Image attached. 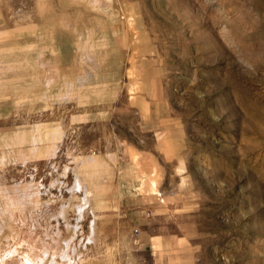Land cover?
<instances>
[{
  "label": "rangeland",
  "instance_id": "1",
  "mask_svg": "<svg viewBox=\"0 0 264 264\" xmlns=\"http://www.w3.org/2000/svg\"><path fill=\"white\" fill-rule=\"evenodd\" d=\"M0 264H264V0H0Z\"/></svg>",
  "mask_w": 264,
  "mask_h": 264
},
{
  "label": "crops",
  "instance_id": "2",
  "mask_svg": "<svg viewBox=\"0 0 264 264\" xmlns=\"http://www.w3.org/2000/svg\"><path fill=\"white\" fill-rule=\"evenodd\" d=\"M54 2V0H49ZM69 34L62 40V44H68L70 47L75 44V39L93 36L100 41H96L98 49L112 52V56L121 49L119 41L117 42L115 32H110V36L104 41L100 36L101 32L94 33V30H68ZM96 32V30H95ZM74 34V35H73ZM80 35V36H79ZM78 36V37H77ZM60 43V42H59ZM132 49V48H131ZM109 69L103 74L105 84H114L122 82L124 91L129 104L137 110L144 118L145 123L151 122L150 130L158 132L165 121V108L163 102L162 87L158 72L151 65L150 60L129 59L127 64L122 66L121 61L108 59ZM151 117L148 121L147 119ZM157 134V133H156Z\"/></svg>",
  "mask_w": 264,
  "mask_h": 264
},
{
  "label": "bare ground",
  "instance_id": "3",
  "mask_svg": "<svg viewBox=\"0 0 264 264\" xmlns=\"http://www.w3.org/2000/svg\"><path fill=\"white\" fill-rule=\"evenodd\" d=\"M87 195V194H86Z\"/></svg>",
  "mask_w": 264,
  "mask_h": 264
}]
</instances>
